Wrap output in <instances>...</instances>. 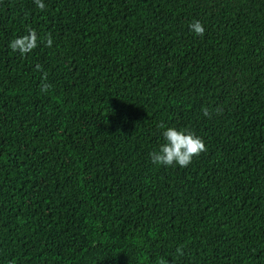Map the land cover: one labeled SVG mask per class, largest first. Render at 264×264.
I'll list each match as a JSON object with an SVG mask.
<instances>
[{
  "label": "trees",
  "instance_id": "trees-1",
  "mask_svg": "<svg viewBox=\"0 0 264 264\" xmlns=\"http://www.w3.org/2000/svg\"><path fill=\"white\" fill-rule=\"evenodd\" d=\"M44 3L0 0V264H264V0Z\"/></svg>",
  "mask_w": 264,
  "mask_h": 264
},
{
  "label": "clouds",
  "instance_id": "clouds-1",
  "mask_svg": "<svg viewBox=\"0 0 264 264\" xmlns=\"http://www.w3.org/2000/svg\"><path fill=\"white\" fill-rule=\"evenodd\" d=\"M36 6L43 11L46 7L44 0H34ZM189 30L197 36L203 37L205 34V27L200 21H194L189 24ZM43 42L35 30H30L28 34L17 36L9 42V48L12 52H19L20 55L31 53L37 48L38 43ZM46 44L48 47L53 45V40L49 35ZM37 70L41 69L37 65ZM205 115H208L205 111ZM163 129L162 135L164 143L159 145L158 150L149 153L152 163L161 166H179L187 167L193 161V158L199 156L205 150V143L203 139L191 130L177 127H165L161 124ZM183 249H177V256H183Z\"/></svg>",
  "mask_w": 264,
  "mask_h": 264
}]
</instances>
